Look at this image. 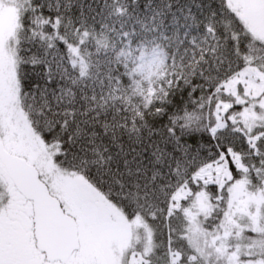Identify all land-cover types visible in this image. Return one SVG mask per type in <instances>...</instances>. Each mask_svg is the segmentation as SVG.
Wrapping results in <instances>:
<instances>
[{"label": "snow or ice", "instance_id": "snow-or-ice-1", "mask_svg": "<svg viewBox=\"0 0 264 264\" xmlns=\"http://www.w3.org/2000/svg\"><path fill=\"white\" fill-rule=\"evenodd\" d=\"M0 264H264V0H0Z\"/></svg>", "mask_w": 264, "mask_h": 264}, {"label": "trees", "instance_id": "trees-1", "mask_svg": "<svg viewBox=\"0 0 264 264\" xmlns=\"http://www.w3.org/2000/svg\"><path fill=\"white\" fill-rule=\"evenodd\" d=\"M194 11H195V9H194Z\"/></svg>", "mask_w": 264, "mask_h": 264}]
</instances>
